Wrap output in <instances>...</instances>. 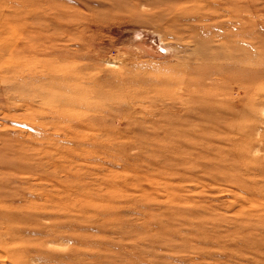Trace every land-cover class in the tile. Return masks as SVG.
I'll return each mask as SVG.
<instances>
[{
	"label": "rangeland",
	"instance_id": "374dc122",
	"mask_svg": "<svg viewBox=\"0 0 264 264\" xmlns=\"http://www.w3.org/2000/svg\"><path fill=\"white\" fill-rule=\"evenodd\" d=\"M0 264H264V0H0Z\"/></svg>",
	"mask_w": 264,
	"mask_h": 264
},
{
	"label": "bare ground",
	"instance_id": "6f19581e",
	"mask_svg": "<svg viewBox=\"0 0 264 264\" xmlns=\"http://www.w3.org/2000/svg\"><path fill=\"white\" fill-rule=\"evenodd\" d=\"M224 32V31H223ZM146 87V86H145ZM41 95V94H40ZM130 95V94H129ZM34 101V100H33Z\"/></svg>",
	"mask_w": 264,
	"mask_h": 264
}]
</instances>
